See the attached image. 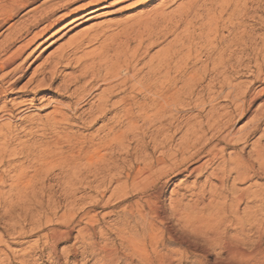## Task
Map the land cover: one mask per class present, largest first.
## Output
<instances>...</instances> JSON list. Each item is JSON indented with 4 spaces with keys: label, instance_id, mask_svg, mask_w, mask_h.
<instances>
[{
    "label": "bare ground",
    "instance_id": "obj_1",
    "mask_svg": "<svg viewBox=\"0 0 264 264\" xmlns=\"http://www.w3.org/2000/svg\"><path fill=\"white\" fill-rule=\"evenodd\" d=\"M106 1L62 0L59 4H50L48 0H0V31L8 26V34L0 41V169L7 172L15 171L14 176H6V179L0 175V188L9 187L8 194L4 192L0 195V200L2 199L5 205L4 215H13V217L15 215L14 218L22 219V222L27 223L31 228L35 226V229H39V231L46 230L47 232L41 236L40 240L45 248L50 247L52 253L58 244L69 238L68 223L62 227L60 224H53L49 219L50 214L56 212L52 207L56 196L51 186L47 184L50 181V174L54 171H41V165V167L33 168L32 174L28 175L23 166L32 160L40 162L42 155L49 148V143L45 138L59 137L60 135L68 137L72 134L67 131L72 127H70V122L76 121L83 131L90 130L98 124L101 125L80 139L83 145L90 144L89 146L81 147L76 151H74V147L78 145L77 143L68 146L69 152L74 153L72 156L69 155V159L67 156L61 157L65 162L62 165L60 162V169L66 163V166L72 165L73 169H79L82 166L86 171H111L113 165L111 157H106L101 152L103 150L110 151L114 149V146H118L122 149L121 153L124 156L130 155L129 144H124L129 142L130 137L138 135L135 134L139 130L136 123L141 122L147 125L156 124L152 137L148 138L153 148L160 150V156L145 164L142 170L135 172L136 178H133L130 183L131 190L145 191L147 186L145 184V186H140V180L150 183L153 178L156 181L166 179L169 173L164 165L168 158L172 159L175 165L176 154L171 152L166 155L162 151L173 137L172 134L164 136V131L169 132L170 127L164 128L162 119L170 114L171 108L179 100L170 97L171 89L163 87L161 83L163 77L158 75L170 62L168 63L167 58L164 59V53L162 60L157 58L159 61L157 60L156 66H153L152 60H150L149 66H147L150 67V70L147 69L146 84L141 83L140 80L136 82V70H138L136 67L138 65H133V62L137 57V50L142 47L145 41L149 42V46L153 44L152 36L154 34L158 36L168 28L183 29V32L187 34L189 29L198 23L197 36L202 42V47H198L204 51L203 56L211 64L210 69L205 64L203 71L199 73L204 77L208 75L224 76V74L238 75L239 68L247 67L249 69L250 64L253 63L257 76H259L260 89L257 93L248 96L247 90L237 95L235 87L228 88L229 90L226 88L228 92L224 93V97L231 99L229 100L233 106L232 112L217 113L216 116L211 112L206 115L204 123H186L184 135H182L176 152L182 153L180 150L185 148L192 150L197 145H200V151H204L207 150L210 142L215 140L216 144L205 153L204 161L199 166L186 171L188 177L191 175L197 177L203 167L206 170H211L197 192L193 187L191 188V204L183 205L181 199L171 202L169 205L170 214L176 222L183 223V228L188 232V236H193L194 242L198 243L200 240L210 247H217L224 252L226 257L228 256L240 264L259 262V256H264V251L260 250L259 246L263 241L264 234L259 227L258 219L259 211L263 210L264 186L252 185L241 189L238 188V185L258 177L259 173L264 175V100H260V95L264 92V0H181L168 12L158 7L145 15L143 14L142 17L127 18L116 23L109 22L105 24V29L96 26L95 29L85 31L60 45L56 52L48 56L32 72L26 83L19 88L20 94L15 98H9L14 95L15 86L24 78L26 69H29L28 61L33 56L34 50L47 42H51L49 43L51 46L57 40L59 41L63 36L61 33L65 31L66 27L74 23L80 25L82 22L98 17L94 13H97L99 5ZM24 11H28V15L31 14V19L26 21L21 28L15 29L10 23ZM121 11L122 9H119L117 13ZM248 22H252V24ZM61 23L66 24L55 31L54 29ZM112 27L114 29L111 32L107 31ZM259 30L263 33L256 35ZM58 35L59 38L53 40ZM16 41L19 43L17 47L10 48ZM132 41L137 42L135 49H131ZM146 49L147 47H145ZM174 54L173 50L169 56H174ZM232 61H234L235 67L231 65ZM228 63H231L229 69H224L226 65L222 68L224 64ZM69 68L75 70L74 75L62 74ZM200 69L202 70V68ZM120 72H123L124 76H120ZM251 76L254 77L253 74ZM57 81H60V84L54 87ZM131 81L135 83L127 87ZM199 81L191 82V84L186 83L188 85L186 90H190L200 83ZM136 84L144 92L155 90V98L137 104L134 101L133 93ZM120 85L124 88L127 87L124 90H127L128 93L126 92L127 94L123 97L114 100L115 89ZM28 87L32 88L28 90ZM157 88L163 91L158 92ZM206 88L208 87L206 86ZM59 91L62 93L58 94ZM40 92H52L62 102L43 105V98H36ZM190 93L192 92L190 91ZM93 94L94 101L88 103L87 100ZM257 95L259 104L252 110L253 121L233 130L234 120L246 114L247 107L249 108L255 101ZM22 98L25 99L19 100ZM85 106L87 108L83 110ZM47 108H51V111L43 118L36 119L31 116L34 111ZM213 109L214 107L211 108V111H214ZM14 112H16L15 117ZM13 118L19 121L21 127L19 131L12 130L10 123ZM120 126H123V131ZM231 127L232 129H230ZM178 128H175L174 131H177ZM258 132V137L250 144L251 148L247 151V140ZM208 133L211 134H209L211 137L207 139ZM21 134L28 138L18 142ZM101 134L102 137L99 139ZM72 136L76 137L73 134ZM159 138L161 139L158 140ZM94 141L98 142L93 144ZM143 146V141H138L131 151L135 154ZM237 146L240 148L225 154L227 148L236 149ZM182 154L184 155V153ZM18 157L19 163L14 164L13 161ZM187 160L185 159V161ZM182 163L184 160L180 164ZM154 166L159 167L156 172L148 171L152 170ZM60 172L63 175L68 171ZM131 172L125 176L124 183L115 185L106 200L115 196L124 198L122 201L128 199L125 197H127ZM78 173L79 171L75 173L76 177L68 175L70 179L65 182L66 188L63 190L64 198L68 200L67 205L71 208L77 202L83 201V198L75 199L76 191L71 188L76 184L82 185L89 177L86 175L83 180ZM9 180L11 181L7 185ZM113 182H117V180L114 181L113 177H110L108 185ZM168 182L165 181L164 187H160V190L154 192L153 195L144 194L133 204L114 213L118 218L117 221H121L126 215L136 214L141 222L138 228L142 232L141 239L131 236L130 229L123 223L121 226L114 225L111 228L122 243L120 250L108 248L106 245L97 247L95 242L88 241L91 254L103 259H101V263L99 262L100 264L182 263L185 252L158 248L159 243L163 242L165 234L161 226L167 222H165V210L161 208L158 200ZM97 185H102L104 191L107 188L101 180L97 182ZM83 211L85 210L83 209ZM69 213L67 218L72 221L74 218L70 217ZM16 219L15 225L20 226ZM65 219L66 217L62 216L58 221L63 223ZM42 222L44 223L43 228H41ZM57 227H62V230ZM19 229L21 228L19 227ZM82 232L86 233L83 230ZM151 237L152 239H150ZM146 240H155L154 246L150 245L151 253L141 247ZM180 241L183 240L180 239ZM23 254L26 255L28 252H23ZM206 258L207 256H202V260H198L197 264H210Z\"/></svg>",
    "mask_w": 264,
    "mask_h": 264
},
{
    "label": "rangeland",
    "instance_id": "obj_2",
    "mask_svg": "<svg viewBox=\"0 0 264 264\" xmlns=\"http://www.w3.org/2000/svg\"><path fill=\"white\" fill-rule=\"evenodd\" d=\"M48 1H50L49 2L50 4H55V3L59 4L62 0H48ZM180 1L181 0H107L105 3H101L98 7L99 11L97 13H94V15H98V17L96 16L95 18H92L86 22H82L85 20L84 19L80 21L82 22L80 23V25H77L78 23H74L66 27L65 31L61 33L63 34V36H61L60 34L61 39L59 41L57 40L51 46H49V43L51 42H47L42 47L38 48L37 50H34L33 56L28 61L29 69H26L25 71L26 74L24 78L15 86L16 88L13 91L14 95L10 96L9 98L17 97L18 94H20L18 92L19 88H21L26 83V81L31 76L32 72L35 69H37L48 56L56 52L59 49L60 45L67 43L72 38L90 29H95L96 26L105 29L106 27L105 24L109 22L116 23V22H122L124 21V19L127 18L135 19L137 17H142L149 11H152L153 9H156L158 7H160L159 9L168 12ZM119 9H122V11L120 13H117V10ZM27 12L28 11H24L20 13L17 17H15L11 21L10 24H12L15 29L21 28L26 21H30L29 19H31V14H29L30 15L29 16ZM248 23L252 24V22H248ZM64 24L66 23H61L54 30L56 31L60 29L62 26H64ZM194 27L190 28L188 31L189 33L187 34H185L186 32H183V29L172 30L170 28L160 33L161 35L159 34L158 36H155L154 34L152 36V39L155 43L152 41L153 44L151 43L152 45L149 46L148 45L149 42L145 41L142 47L139 50H137L136 52L137 57H135L133 62L134 63L133 65L136 66L138 65L136 67V69H138L136 70V82L140 80V82L143 84H146V79L148 77L147 71L150 70V67L147 66H149L148 62L150 60H152L153 66L154 65L156 66L159 61V59L157 58H161L160 60H162L165 54L164 59L167 58L168 63L170 62L164 69L161 70L160 74L158 75L159 77L160 76L163 77V79H161L162 81L161 83L163 87L165 89H171L172 94L171 96L170 95L169 96L174 98V100H179L176 101L177 102L175 105L176 107L174 106L171 108L170 114L168 116L166 115V117L164 116L162 119L163 120L162 126L165 125L164 128H167L168 126L170 127L169 132L164 131V136L165 134L166 135L168 134V136L171 134L173 135V137L171 138V142L162 151L166 155L171 154V152L176 154V157L174 159L176 162L175 165L173 164L174 161L172 159L170 160V158L166 160V163L164 165L165 167H167L166 170L169 173V176L166 179L159 181H156V179L153 178L152 181H150V183L147 181L141 182L140 180V186L142 185L147 186V188L144 189L145 191L142 192V190L139 189L131 190L130 183L133 178H136L135 172L142 170L145 164L149 163L152 159L154 160L158 156H160L159 154L160 150L153 148L148 138V137L150 138L152 137L154 130L156 128V124L147 125L141 122L136 123V126L139 130H137L135 134L138 135L133 138L130 137V139L128 140L129 142L124 144V145L129 144L130 155L124 156L123 153H121L122 149L119 148L118 146H114V149L110 151L103 150L101 152V154H105L106 157H111V161L113 162L112 163L113 165L111 166L112 167L111 171H105V172L86 171L83 169L82 166H80L79 169H73L72 165L66 166V163L60 169L62 163L65 162L62 160L61 157L67 156V158L69 159V155L72 156V154L74 153V152H69L70 150L68 149V146H73V144L77 143L78 145L74 147V151L78 150L81 147L84 148L89 146L90 144L83 145V142L80 141V139L82 138V136L93 132L96 128H98L101 125L98 124L90 130L83 131L80 128V124H78L76 121L70 122V127L71 126L72 127L67 129V131L75 135L77 139L76 137H73L72 134H70L68 137L65 135H60L59 137L45 138L46 142L49 143L48 145L49 148L42 155L40 162H37V160L35 161L32 160L29 163H25L23 166L27 170L25 172H27L28 175L32 174L31 171H33V168L41 167V165H42L41 171H54L50 174L49 177L50 181L47 184L51 186L52 191L56 196V201L54 203V206H52L53 208H55L56 212L55 214H50L49 219L52 221L53 224H60V226L62 227L68 223V228L70 230L69 238L66 241L58 244L54 248L55 250L52 253L51 249H49L50 247L45 248L43 242L40 240L41 236L45 234L47 231L46 230L39 231V229H35V226L31 228V226H29L27 223L22 222V219L18 218L19 220H17L16 218H14L16 217L15 215L14 217L13 215L12 216L4 215L3 210H5V205L1 199L0 200V264H100L103 259L101 257H96L95 254H91V247L88 245V241L90 240L91 242H95L97 247L106 245V247L108 248L120 250L122 243L120 242L118 236L115 235L113 229L111 228H113L114 225L121 226L123 223L126 224L128 226L127 228L130 229L129 233L131 236H133L135 239H141L142 232L140 229H138L141 225V222L137 218L136 214L126 215L124 216V219H122L121 221H117L118 218L116 217V215H114V213L118 212L121 208L125 206L133 204L144 194L153 195L154 192L160 190V187H164L165 181H169V182L162 190V192L167 191V196L162 197V195H160L158 202L161 208L165 210V214H164L166 217L165 222L166 221L167 222L161 226L165 234L163 236V242L159 243L158 248L168 251L185 252L181 264H197L198 260H202V256H207L206 260L210 264H240L238 261L228 256L226 257L224 255V252L217 247H210L204 241L202 242L200 240L198 243L194 242L193 236L192 235L188 236L189 235L188 232L185 231V229L183 228L184 227L183 223L176 222L175 219L171 217L169 210L170 203L180 199L183 200L182 201L183 205L184 204L186 206L190 205L192 201L190 195L191 194L190 192L192 191L191 188L193 187L197 192L201 187V185H203L206 176H208L211 171V170H206L203 167L200 170L202 172L199 175H197V177L194 175H191L189 177L187 176L186 171H189L190 169L199 166L204 161L203 159L205 157V153L210 148H212V146H214V144L216 143L215 140L210 142L207 150L204 151H200V145H197L192 150L190 149L187 150L188 148L180 150L182 153H184V155L182 153L176 152V150H178L177 148L179 147L178 145H180L181 143L182 135H184L186 123L187 122H189V124L204 123L206 121V115H208L211 112L215 116L217 113L224 114L228 111L232 112L233 106L230 103L231 99L225 98L224 93H227L228 92L227 90L233 87L236 88L237 95H240L241 93L247 90L248 96L257 93L260 89L259 76H257L258 74L256 72L255 65L253 63L250 64V68H249L250 70L247 67L239 68L238 72L241 73L240 74L237 73L238 75L236 74H228L229 76L227 74H224V76L208 75L209 76L208 78V76L204 77V75L200 74L206 65L208 66V69H210L211 64L208 63L205 57L203 56L204 51L199 48L200 46L202 47V42L198 39L197 36L198 28H199L198 23H196ZM7 28L8 26H5L0 31V41H2V39L8 34ZM113 29L114 27L108 29L107 31L111 32V30ZM262 33L263 31L261 32L259 30V32L256 35ZM58 38L59 35L58 37H54L53 40H56ZM184 38L185 40L183 41ZM18 44H19L18 41H16L10 46V48L11 47L15 48L17 47ZM136 46H137V42L132 41L131 49L132 48L135 49ZM45 47L47 48L45 49ZM145 47H147L146 50ZM177 48L179 49V51ZM167 49L168 51L169 50L170 51L168 52ZM173 50L175 51L174 56H169V54H171ZM158 55L159 57H157ZM231 63L224 64L222 68H224V66L226 65L224 69H229L230 68L229 64L235 67L234 61H232ZM200 68H202V70ZM74 73L75 70L69 68L64 70L62 74L67 76L70 75L72 76L74 75ZM198 74L201 76H199ZM251 74H253L254 77H252ZM119 75L124 76V73L120 72ZM196 79L200 80L199 81L200 83L193 86L190 90H186V87L188 86L186 85V83L191 84V82L193 83L197 82L198 80ZM132 83L134 84L135 82L133 81L129 82L127 87L132 86L133 85ZM58 84H60V81L59 82L57 81L54 87L58 86ZM206 86L208 88H206ZM30 88L32 87H28V90H30ZM126 88L120 85L117 89H115L116 93L114 92V94H116L115 95L116 97L114 98V100H117L123 97L125 94H127L128 91L124 90ZM176 89L178 90L176 91ZM142 91L143 90H141V87L138 84H136L133 93H134V101L137 104H141L143 101L148 102L150 99L155 98L156 96L154 92L155 90L153 89L148 90L146 92L143 91V93ZM156 91L161 92L163 90L157 88ZM190 91L193 94L190 93ZM61 93L62 92L59 91L58 94ZM94 94L87 100L88 103L94 101L92 98ZM257 96L255 98V101L251 103L249 108L247 107V111L245 112L246 114H244L243 117H241L242 119L237 118L236 120H234L233 130H237L242 126H245L253 121L252 110L256 107L257 104H259V96L258 97ZM41 97L44 100L42 102L43 105L52 102H56V103L62 102V100L52 92L51 93L40 92L39 94L36 95L37 99ZM24 99L25 98L19 100H24ZM260 100H264V92L260 95ZM211 106L214 107L213 109L214 111H211L212 108ZM86 108H87L86 106L83 107V110ZM50 111L51 108L49 109L47 108L41 111H34L31 114V116L35 117L36 119L43 118ZM15 115L16 112H14V117ZM233 115H235V113H233ZM169 116H171L172 121H170L171 119H169ZM16 120L17 119L13 118L12 123H10L12 125L13 131H19L21 129L19 125V121ZM174 127L175 128L179 127V128L177 129V131H174L175 130ZM120 128L122 129V131L124 130L123 126H120ZM230 129H232V127ZM209 134L210 133L206 135L207 139L211 137L210 136L211 134L210 135ZM258 134L259 132L255 136L247 140V146H248L247 151L251 148L250 144L254 140H256ZM101 137L102 134L99 135V139H101ZM27 138L28 137L24 136V134H21L18 142H22ZM160 139L161 138H159L158 140ZM98 141H94L93 144L97 143ZM138 141H143L144 146L143 148H140V150L137 153L133 154L131 150L135 147ZM237 148L239 149L240 146H237L236 149L227 148L225 154H228L229 151L237 150ZM185 159L188 160L185 161ZM183 160L184 163L180 164L181 161ZM13 162L14 164H18L19 157L18 159H15V161ZM20 162H23V160H20ZM60 162L61 165H59ZM158 169L159 167L154 166L152 170H148V171L156 172ZM2 170L3 169L1 168L0 175L3 177V179H6V176L11 177L14 176L15 174V171L7 172ZM60 171H68V172L62 175ZM78 171H79L78 174H80V177L83 180L86 175H88L89 177L85 179L84 181L85 183H83L82 185L76 184L71 188V190L76 191L75 199L83 198V201L77 202L76 204L73 205V208H71L67 205L68 200H65L63 190L64 188H66L65 182L70 179L68 175L70 174L72 175V177H76L75 173H77ZM130 171L132 172L129 174L130 175V179L128 180L129 186L127 188V193H126L127 197H125L128 199L122 201L124 200V198L122 199V197L120 196H115L110 198L109 200H106L108 199L111 191L114 190L115 185H120L126 181L125 176ZM170 172L173 173L170 174ZM109 176L113 177V180L114 181L117 180V182H113V184L108 185V180L110 178ZM100 180L103 181L105 186L107 187L105 191L103 190L104 188L102 185L101 186L97 185V182L98 181L100 182ZM10 181L11 180L7 182V185L10 183ZM252 185L264 186V175L262 173H259L258 177H255L248 182L238 185V188L244 189ZM4 192L5 194H8L9 192L8 186H6L5 188H0V195L4 194ZM83 209L85 211H83ZM68 213L70 217L74 218L72 221H70V218H67ZM258 214H259L258 216L259 227L264 234V201H263V210L259 211ZM62 216H65L66 219L63 221V223H60L58 220ZM15 219L19 221L20 226L15 225L14 223ZM19 227L23 230L21 231ZM43 227H44V223L42 222L41 228ZM62 227H57V228L62 230ZM82 230L86 231V233L82 232ZM150 239H152V237ZM180 239L183 241H180ZM154 241L155 240H146V242L142 244L141 247L145 248L146 250H148L149 253H151L150 250L152 247L150 245L152 244V246H154ZM259 246H260V250L264 251V238L263 241L260 242ZM23 252L26 253L28 252V254L24 255ZM259 257H260L259 262L257 263L249 262L248 264H264V256H259Z\"/></svg>",
    "mask_w": 264,
    "mask_h": 264
},
{
    "label": "snow or ice",
    "instance_id": "obj_3",
    "mask_svg": "<svg viewBox=\"0 0 264 264\" xmlns=\"http://www.w3.org/2000/svg\"><path fill=\"white\" fill-rule=\"evenodd\" d=\"M162 197H166L167 196V191H164L161 193Z\"/></svg>",
    "mask_w": 264,
    "mask_h": 264
}]
</instances>
